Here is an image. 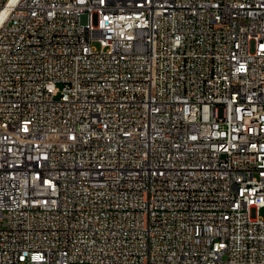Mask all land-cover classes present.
<instances>
[{
  "label": "built area",
  "instance_id": "2783aa9c",
  "mask_svg": "<svg viewBox=\"0 0 264 264\" xmlns=\"http://www.w3.org/2000/svg\"><path fill=\"white\" fill-rule=\"evenodd\" d=\"M262 209L264 0H0V264H264Z\"/></svg>",
  "mask_w": 264,
  "mask_h": 264
},
{
  "label": "bare ground",
  "instance_id": "6f19581e",
  "mask_svg": "<svg viewBox=\"0 0 264 264\" xmlns=\"http://www.w3.org/2000/svg\"><path fill=\"white\" fill-rule=\"evenodd\" d=\"M211 151L216 154V158H229L231 154V140L227 135H215L211 139Z\"/></svg>",
  "mask_w": 264,
  "mask_h": 264
},
{
  "label": "rangeland",
  "instance_id": "374dc122",
  "mask_svg": "<svg viewBox=\"0 0 264 264\" xmlns=\"http://www.w3.org/2000/svg\"><path fill=\"white\" fill-rule=\"evenodd\" d=\"M93 47H94V48H97L98 50L100 49V45H99V43H97V42H95V43L93 44ZM260 216H261L262 218H264V209L261 210V212H260Z\"/></svg>",
  "mask_w": 264,
  "mask_h": 264
}]
</instances>
